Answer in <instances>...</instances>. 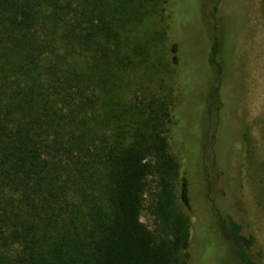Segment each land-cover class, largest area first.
Here are the masks:
<instances>
[{
	"label": "trees",
	"instance_id": "16d2710c",
	"mask_svg": "<svg viewBox=\"0 0 264 264\" xmlns=\"http://www.w3.org/2000/svg\"><path fill=\"white\" fill-rule=\"evenodd\" d=\"M164 2L0 0V264H187L189 216L177 200L190 210L188 182L167 137L173 103L130 76L146 62L164 70L151 60L163 34L135 38ZM171 53L176 65V44ZM225 224L239 264H262L254 238L229 215Z\"/></svg>",
	"mask_w": 264,
	"mask_h": 264
},
{
	"label": "rangeland",
	"instance_id": "374dc122",
	"mask_svg": "<svg viewBox=\"0 0 264 264\" xmlns=\"http://www.w3.org/2000/svg\"><path fill=\"white\" fill-rule=\"evenodd\" d=\"M164 1L163 14L146 19L135 32L137 39L144 32L163 34L151 60H161L164 70L155 71L146 62L137 64L130 76L138 88L167 94L173 103L167 137L188 182L190 210L177 200L189 216L187 264H239L225 231L228 215L254 238V250L264 264V0L246 1L239 22L233 19L240 13L239 0L219 1L215 12L214 0ZM235 8L237 13L232 12ZM224 35L235 50L233 56ZM216 39L220 71L210 60ZM172 44L177 45L176 65L171 62ZM219 80L234 91V122L221 129L214 159L212 133L220 118L208 116L206 110ZM141 221L154 228L147 213L141 214Z\"/></svg>",
	"mask_w": 264,
	"mask_h": 264
},
{
	"label": "flooded vegetation",
	"instance_id": "af4514ba",
	"mask_svg": "<svg viewBox=\"0 0 264 264\" xmlns=\"http://www.w3.org/2000/svg\"><path fill=\"white\" fill-rule=\"evenodd\" d=\"M221 2V1H225V0H218V2ZM237 0H228L229 3H233L234 4L236 3ZM240 1V9H239V15L237 17H233L232 16V13L229 14V16H232L233 19H235V21L239 22V20L242 18V16L244 15V11H245V0H239ZM218 2L216 3V8L218 10ZM222 2V3H223ZM232 12H238V10L235 8L233 9ZM239 18V20H238ZM232 24H234V22ZM234 90V88H233ZM234 91L232 93V89L229 91L228 88L226 87H221L220 88V91H219V94H218V99H219V102H220V108L217 110V114H218V117L220 118V125L224 126L225 128L226 127H229L230 124H232L234 122L233 120V103L232 102V99L235 98L234 97Z\"/></svg>",
	"mask_w": 264,
	"mask_h": 264
}]
</instances>
